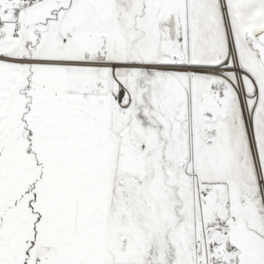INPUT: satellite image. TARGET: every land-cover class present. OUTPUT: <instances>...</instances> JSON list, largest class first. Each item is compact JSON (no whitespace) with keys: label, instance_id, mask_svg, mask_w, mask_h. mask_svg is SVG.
<instances>
[{"label":"snow or ice","instance_id":"1","mask_svg":"<svg viewBox=\"0 0 264 264\" xmlns=\"http://www.w3.org/2000/svg\"><path fill=\"white\" fill-rule=\"evenodd\" d=\"M0 264H264V0H0Z\"/></svg>","mask_w":264,"mask_h":264}]
</instances>
